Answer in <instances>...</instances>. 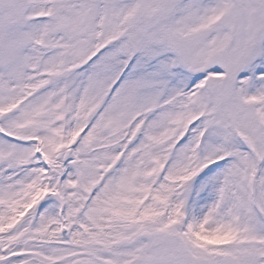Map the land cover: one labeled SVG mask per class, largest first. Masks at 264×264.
Returning <instances> with one entry per match:
<instances>
[{
	"label": "rangeland",
	"instance_id": "rangeland-1",
	"mask_svg": "<svg viewBox=\"0 0 264 264\" xmlns=\"http://www.w3.org/2000/svg\"><path fill=\"white\" fill-rule=\"evenodd\" d=\"M242 1L239 37L233 0H185L171 89L117 108L141 0H0V264H264V0Z\"/></svg>",
	"mask_w": 264,
	"mask_h": 264
},
{
	"label": "bare ground",
	"instance_id": "bare-ground-1",
	"mask_svg": "<svg viewBox=\"0 0 264 264\" xmlns=\"http://www.w3.org/2000/svg\"><path fill=\"white\" fill-rule=\"evenodd\" d=\"M141 2L147 6V9L143 10L141 20H136L135 16L130 18L127 30H122V40L123 37L125 40L123 42L121 40L122 46L118 49L125 50L131 48V51L138 54L136 55L135 53L132 59H145V65L143 69L134 68V71L130 73L131 76L124 88L123 94L117 98H115L116 95H107V97L110 96V103L117 99V108L129 104L128 97L130 94L142 97L143 92H150L152 94L149 95V98L155 99L159 94L163 96L164 91L169 92L172 87V79L177 75L179 70V66H175L178 62L176 50L180 42L186 38L184 24H187L188 19L192 18V7L188 5L189 3L186 4L187 6H184L185 0H141ZM78 43H82L81 38ZM119 57L121 56L115 54L111 59H108L107 65L109 66L106 70L105 81L107 80L109 85L115 74V64L119 61ZM174 67L177 68V71H175ZM115 94H117V91ZM162 155L165 156L166 151H163ZM206 183L212 185L215 184V181L208 179ZM47 213L49 215L52 214L50 210H47ZM45 222L43 220L42 224ZM50 223V221H47L46 224ZM36 226L37 218L33 217L28 221V224L23 226V229H33ZM12 262L14 261L12 260ZM9 264H11V261Z\"/></svg>",
	"mask_w": 264,
	"mask_h": 264
},
{
	"label": "water",
	"instance_id": "water-1",
	"mask_svg": "<svg viewBox=\"0 0 264 264\" xmlns=\"http://www.w3.org/2000/svg\"><path fill=\"white\" fill-rule=\"evenodd\" d=\"M238 4H239L238 11H239V22H240L239 33L242 36L243 35V22H242V19H243V16H244V11H243L242 4L241 5H240V3H238ZM224 88H226V99L230 103L231 97H232V93L234 91V88H233V80L231 78H229V79H227L225 81ZM143 238H145L148 241H150L151 236L148 235V234H143ZM168 241H170L169 238H168ZM130 264H148V263H147V261L145 259L142 258V259H136V260L132 261V263H130Z\"/></svg>",
	"mask_w": 264,
	"mask_h": 264
}]
</instances>
